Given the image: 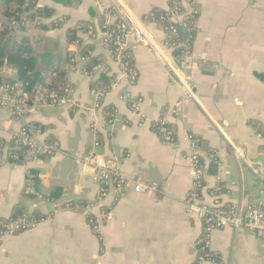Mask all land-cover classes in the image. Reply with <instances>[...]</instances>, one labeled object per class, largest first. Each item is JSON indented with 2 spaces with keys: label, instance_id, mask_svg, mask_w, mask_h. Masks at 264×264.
Returning <instances> with one entry per match:
<instances>
[{
  "label": "crops",
  "instance_id": "1",
  "mask_svg": "<svg viewBox=\"0 0 264 264\" xmlns=\"http://www.w3.org/2000/svg\"><path fill=\"white\" fill-rule=\"evenodd\" d=\"M168 1L69 0L64 5L42 0L56 16L66 17L62 28L44 34L55 43L54 52H76L74 44H66L65 28L78 20L91 21L95 29L94 20L101 24L103 12L110 22L121 11L142 18L154 8L165 10ZM195 4L192 41L187 27L178 31L179 43L189 52L182 57L185 67L176 58L172 61L190 76L191 95L163 61L146 47L136 46L132 48L135 84L121 80L92 114L96 97L91 85L99 73L87 75L78 68L68 75L66 104L39 106L20 117L0 109L1 138L22 124L36 122L42 127L41 140L56 142L57 147L52 155L25 166H0V218L10 216L16 207L45 215L32 228L0 240V264H214L197 259L203 223L187 212L195 169L186 156L193 139L200 146L197 155L208 150L215 155V164L204 160L200 199L211 202L214 195L223 204L242 205L257 199L246 189L251 180L262 183L258 194L264 198L259 152L263 145L259 130L264 125V0H195ZM95 54L109 63L100 42ZM111 68L117 70L112 62ZM6 71L15 76L14 69ZM125 94L140 99L139 111L120 98ZM104 106L112 109L109 120ZM161 120L168 125L171 142L152 129ZM97 139L99 147H93ZM90 149L115 163L128 178L154 184L156 191L137 193L128 184L115 201L106 197L101 201L105 206L96 207L98 212L91 211L87 218L69 203L96 199L93 169L84 163ZM27 171L36 174L42 198L49 194L56 198L26 195ZM96 218L97 231L91 224ZM208 239L216 264H264V238L225 228L212 230Z\"/></svg>",
  "mask_w": 264,
  "mask_h": 264
},
{
  "label": "built area",
  "instance_id": "2",
  "mask_svg": "<svg viewBox=\"0 0 264 264\" xmlns=\"http://www.w3.org/2000/svg\"><path fill=\"white\" fill-rule=\"evenodd\" d=\"M186 6V7H185ZM184 7V10H183ZM182 9V10H181ZM198 13L195 0H172L171 6H168L162 15L159 17H134L126 11H121L114 17L116 20L117 34L114 37L116 55L114 57V65L117 66L115 75L109 85V90L118 86L121 80H126L132 86L137 79V71L130 68L127 64L122 62L121 53L125 48H132L136 46L146 47L155 54L159 60L174 73L178 83L184 92L191 95V78L185 76L173 64V59L180 60V67H185L183 56H186L188 50L185 46L181 45L178 40V31L181 26L187 27L186 19L190 16L195 18ZM113 22V21H112ZM111 23L109 15L104 17V25ZM156 32L163 34L162 38L157 37ZM91 40L95 39L93 28L90 27L86 33ZM113 34L106 31H101L100 44L107 47L108 38ZM98 37V36H97ZM180 49V55H175L174 50ZM75 59L81 64L84 58L75 56ZM102 66L93 67L90 74H98ZM7 73V71H6ZM84 73V72H83ZM87 74V73H85ZM87 74V75H90ZM45 91V90H44ZM93 94L96 97L95 103L91 106L89 113L92 114L94 110L100 108L102 98L106 95L107 91L100 88H94ZM40 89L34 92V100L32 104L29 103L30 95L26 89L21 87L20 82H2L0 83V109L7 108L11 113L20 117L28 112L37 111L39 106L52 105L59 106L67 103V95L70 93V87L64 89V95L59 96L55 93L41 94ZM121 99H126L131 102V106L135 111H139L140 99H132L131 96L125 94L120 96ZM175 112V110L173 111ZM159 134L162 139L169 142L172 141V134L168 129L164 120L159 121ZM42 130L34 124L28 122L20 125L17 129L10 132L8 138H3L9 145L12 144L13 148L20 152L9 154L8 149L11 146L3 145L0 147V166L10 165L12 168H17L19 165H27L30 162L36 161L41 157L50 156L56 152V142H48L41 140ZM262 137L263 145L259 148V152L264 156V136ZM99 139L93 143V147H99ZM190 153L186 159L195 169V181L193 188L187 198V212L194 217L198 218L203 223V234L198 242L201 244V250L197 255L198 260H209L216 264V256L208 250L209 246V233L215 229H243L249 233L264 238V198L254 199L242 205H226L213 195L214 198L211 202L199 198L198 190L201 189L202 183V166L199 165L197 153L200 151L198 142L193 139ZM208 160L215 162V155L213 151L208 150L205 152ZM84 163L93 169V181L97 185L96 199L90 201L81 210L87 214H92L91 209L97 207L100 209L105 206L101 201L106 197H110L115 201L123 189L128 184H131L133 190L137 193H151L156 191L154 184H149L137 179L128 178L123 175L116 167L115 163L106 160L103 156L90 149L89 154L86 156ZM27 181L24 187L26 195H34L41 199L42 196L34 188V183L31 179V173L27 171ZM33 177V176H32ZM214 193V192H211ZM45 200V199H44ZM100 204V206H99ZM36 205H33V209ZM101 216H104L103 212ZM45 218L40 219H23L18 218L0 222V240L8 235H13L21 231L32 228ZM94 220L93 229L97 231L96 219ZM91 220V222H93Z\"/></svg>",
  "mask_w": 264,
  "mask_h": 264
},
{
  "label": "trees",
  "instance_id": "3",
  "mask_svg": "<svg viewBox=\"0 0 264 264\" xmlns=\"http://www.w3.org/2000/svg\"><path fill=\"white\" fill-rule=\"evenodd\" d=\"M61 4H69V0H53ZM172 0L168 1V6H171ZM182 10V9H181ZM184 10V7H183ZM164 10L154 8L143 17H159ZM103 12L100 29L102 32L108 31L113 34L108 38L107 47H103L106 51L109 63L102 54H95L97 42L100 40L97 37L96 31L89 20H78L75 26L65 28L66 44H74L75 51L65 50L63 54L54 52L57 47L55 43L49 41L45 37V32L53 29H60L64 25L66 17L64 15L56 16L54 8L42 4L41 0H0V83L2 82H20L21 87L26 89L30 95L29 103L32 104L34 100V92L40 89L41 94L55 93L59 96L64 95V89L69 86L68 75L75 69H80L82 72L90 74L93 67L99 65L103 68L100 70L98 77L92 82L93 88L104 89L109 92V85L115 75L111 71V62H114L116 55L114 37L117 34L116 20L104 24ZM196 18V17H195ZM195 18L188 17L186 19L187 28L191 33L190 42L194 37ZM92 27L95 39L91 40L86 34L88 29ZM54 47H56L54 49ZM54 49V50H53ZM121 53V60L130 68L136 71L134 66L132 50L125 48ZM175 55H180V49L174 50ZM84 58V62L79 64L75 56ZM15 70V76L6 73V68ZM264 73L261 75L263 76ZM264 77V76H263ZM45 90V91H44ZM103 106L101 101L100 108ZM106 112V119H110L112 109L103 107ZM39 128L42 127L34 122ZM152 129L159 132L157 123H153ZM167 125V124H166ZM168 126V125H167ZM259 133L264 136V125L261 126ZM160 135V134H159ZM8 143L0 137V147ZM9 145V144H8ZM8 149L9 154L19 153V150L13 148L10 144ZM197 155V154H196ZM199 165L204 168V160L207 159L204 155H197ZM215 164L212 162L210 165ZM209 165V166H210ZM213 167V166H210ZM31 179L34 183V188H37L36 174H31ZM202 183V179H201ZM46 200H53L56 198L54 194L44 195ZM89 201L78 200L69 203L73 209H82ZM87 218L91 214L86 213ZM18 218L23 219H40L45 218L39 210H33L28 217V213L22 208H15L11 215L7 218H0V222L14 220ZM94 222H91L93 224ZM1 228V227H0Z\"/></svg>",
  "mask_w": 264,
  "mask_h": 264
},
{
  "label": "rangeland",
  "instance_id": "4",
  "mask_svg": "<svg viewBox=\"0 0 264 264\" xmlns=\"http://www.w3.org/2000/svg\"><path fill=\"white\" fill-rule=\"evenodd\" d=\"M42 2V0H41ZM261 161L264 162V156L260 155ZM262 186V183H260L259 181L255 183V180H251V182H249L248 184H246V189L248 190L249 193L253 194L255 197L252 198H261L262 194H258L259 193V188ZM251 198V199H252ZM39 201V200H36ZM95 210V211H94ZM98 209L96 207L92 208L91 211H94L95 213L98 212Z\"/></svg>",
  "mask_w": 264,
  "mask_h": 264
},
{
  "label": "water",
  "instance_id": "5",
  "mask_svg": "<svg viewBox=\"0 0 264 264\" xmlns=\"http://www.w3.org/2000/svg\"><path fill=\"white\" fill-rule=\"evenodd\" d=\"M94 25H95L96 34L98 36V39L100 40V38H101V29H100V23H98L97 19L94 20ZM29 216H30V213H28V217Z\"/></svg>",
  "mask_w": 264,
  "mask_h": 264
}]
</instances>
